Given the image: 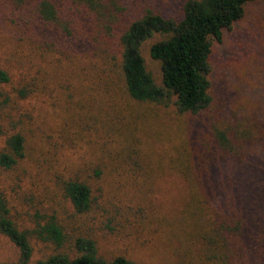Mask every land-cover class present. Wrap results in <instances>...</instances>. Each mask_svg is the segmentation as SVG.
I'll return each instance as SVG.
<instances>
[{
    "label": "trees",
    "instance_id": "1",
    "mask_svg": "<svg viewBox=\"0 0 264 264\" xmlns=\"http://www.w3.org/2000/svg\"><path fill=\"white\" fill-rule=\"evenodd\" d=\"M68 1L14 0L23 34L0 53V233L19 250L14 264L30 262L32 240L53 248L34 264H142L103 257L92 219L111 232L131 216L145 225L168 174L187 199L151 216L166 264H264V207L235 193L227 170L260 131L227 111L210 80L214 44L257 0H184L178 16L145 7L137 17L114 0ZM157 33L160 82L142 55ZM33 97L50 124L22 107Z\"/></svg>",
    "mask_w": 264,
    "mask_h": 264
},
{
    "label": "rangeland",
    "instance_id": "2",
    "mask_svg": "<svg viewBox=\"0 0 264 264\" xmlns=\"http://www.w3.org/2000/svg\"><path fill=\"white\" fill-rule=\"evenodd\" d=\"M114 1L124 9L123 13L127 17H137L145 7L157 8L166 16H178L184 0ZM62 2L66 9L72 7L68 0ZM18 10L14 0H0V53L13 47L16 39L23 34ZM161 38L157 33L142 45L146 67L157 82H160L161 71L158 62L150 57L149 48L154 41ZM210 62L213 92L217 97H223L227 111L233 108L248 126L260 131V138H255L246 160L240 165L231 162L227 168L232 179V190L244 198L249 196L254 201L255 208L260 210L264 207V0L246 5L244 16L224 33L221 42L214 44ZM41 100L42 98L36 97L27 99L22 101V107L31 110L37 122L43 120L50 124L52 113L50 114L48 105ZM60 160V163L67 162L66 156L60 157ZM4 178H7L6 174L0 172V184L9 193L8 180ZM186 199L184 181L175 174H168L158 180L150 201L146 202L147 210L151 213L149 218H145V225H137L133 221L134 216H131L132 223L122 221L111 232L108 229L98 230V221L93 218L91 224L96 234L99 253L106 259L123 254L142 264H166V252L159 233L154 230L155 224L151 216L152 213L174 215L182 208ZM12 200L14 202L13 198ZM13 205L23 213L16 203ZM64 205L70 212V205L66 202ZM25 223L30 225L27 221ZM32 245L33 253L28 264H34L53 251L46 243L32 240ZM18 258L17 246L0 233V263L14 264Z\"/></svg>",
    "mask_w": 264,
    "mask_h": 264
}]
</instances>
